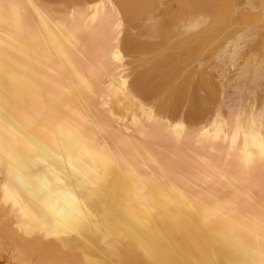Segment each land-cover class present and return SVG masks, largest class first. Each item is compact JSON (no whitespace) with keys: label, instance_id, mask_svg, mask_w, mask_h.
I'll list each match as a JSON object with an SVG mask.
<instances>
[{"label":"bare ground","instance_id":"1","mask_svg":"<svg viewBox=\"0 0 264 264\" xmlns=\"http://www.w3.org/2000/svg\"><path fill=\"white\" fill-rule=\"evenodd\" d=\"M236 1L0 0L18 264H264V0Z\"/></svg>","mask_w":264,"mask_h":264},{"label":"rangeland","instance_id":"2","mask_svg":"<svg viewBox=\"0 0 264 264\" xmlns=\"http://www.w3.org/2000/svg\"><path fill=\"white\" fill-rule=\"evenodd\" d=\"M236 1V0H235ZM239 1V2H238ZM241 6H244V0H237L236 1ZM2 242H0V264H18L13 257V254L11 251H9L8 247L4 245ZM5 247V248H4ZM3 249V250H2ZM8 249V250H7Z\"/></svg>","mask_w":264,"mask_h":264}]
</instances>
